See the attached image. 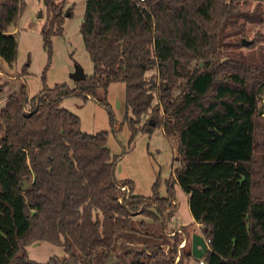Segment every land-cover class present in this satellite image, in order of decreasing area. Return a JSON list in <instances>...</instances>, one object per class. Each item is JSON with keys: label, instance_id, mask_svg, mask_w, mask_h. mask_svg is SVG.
I'll list each match as a JSON object with an SVG mask.
<instances>
[{"label": "trees", "instance_id": "1", "mask_svg": "<svg viewBox=\"0 0 264 264\" xmlns=\"http://www.w3.org/2000/svg\"><path fill=\"white\" fill-rule=\"evenodd\" d=\"M41 1L49 16L41 29L48 49L72 12L63 9L68 0ZM263 5L87 0L79 31L92 75L74 87L44 83L32 97L22 85L0 110V264H39L26 251L36 242L64 252L40 264H182L184 258L250 264L252 250L264 246V35L254 37L246 54L230 52L228 38L261 24ZM23 10V0H0V59L8 65L16 60L12 29ZM113 83L125 86L131 140L158 127L175 139L177 166L165 197L157 183L144 197L133 194L131 181L118 182L119 156L110 153L107 132H82L79 118L60 106L66 98L94 100L115 132L112 110L105 98L97 100ZM174 185L209 241L201 259L181 254L182 230L166 233L177 210ZM135 216L161 220V234ZM137 225L146 231L141 240ZM146 239L153 243L143 244Z\"/></svg>", "mask_w": 264, "mask_h": 264}, {"label": "rangeland", "instance_id": "2", "mask_svg": "<svg viewBox=\"0 0 264 264\" xmlns=\"http://www.w3.org/2000/svg\"><path fill=\"white\" fill-rule=\"evenodd\" d=\"M25 10L18 22V27L12 29V34L17 41V56L12 65L0 59V110L4 106L5 98L17 92L22 85L25 86L27 96H35L43 87L67 84L74 87L77 77L91 76L92 63L83 46L79 31L83 19L85 3L87 0H68L64 10L71 8V16L65 17L62 25V34L53 35L50 38V48L43 46L41 35L42 26L49 16L41 0H23ZM251 4L247 10H251ZM263 22L257 25H247L243 36L229 37V51L246 54L250 50L242 46L243 39L252 43L257 34L264 35V5ZM238 43V44H235ZM256 48V47H255ZM253 48V50H255ZM99 98H105V102L112 110L116 120L115 132L111 129L107 110L94 100H82L80 98H66L61 102V108L75 114L80 120L81 131L86 134H95L101 131L107 132V147L114 156H119L115 166V177L118 182L129 180L133 184V194L148 197L152 194V186L157 183L159 196H166V182L174 175L177 166L172 165L176 154V142L173 137L167 136L161 127L153 133L137 132L131 140V132L125 116V86L123 83H113L109 86L107 95L98 93ZM260 106L264 111V89L260 92ZM145 119L141 122L143 123ZM176 214L167 224L166 233L183 231L184 247L182 255L190 253L193 236L200 235L199 228L192 220L189 212L187 196L174 185ZM135 220L144 221L147 230L159 236L161 234V220L154 221L141 216H135ZM139 232L135 239L143 238L139 225ZM137 240V241H139ZM173 242L168 238V246ZM143 244H152V239L143 240ZM30 260L44 263L51 257L62 258L64 252L61 246L47 242H36L26 248ZM182 264H195L192 259L184 258ZM250 264H264V247L253 249L250 254Z\"/></svg>", "mask_w": 264, "mask_h": 264}, {"label": "water", "instance_id": "3", "mask_svg": "<svg viewBox=\"0 0 264 264\" xmlns=\"http://www.w3.org/2000/svg\"><path fill=\"white\" fill-rule=\"evenodd\" d=\"M241 44L242 46L247 47L251 44V42L243 39L241 41ZM83 79H84V76L77 77L76 82L81 81ZM27 187H28V184L24 181L22 189L26 190ZM207 250H208V247L204 239L202 238V236L201 235L193 236L191 240V249H190L191 256L195 259H201Z\"/></svg>", "mask_w": 264, "mask_h": 264}, {"label": "built area", "instance_id": "4", "mask_svg": "<svg viewBox=\"0 0 264 264\" xmlns=\"http://www.w3.org/2000/svg\"><path fill=\"white\" fill-rule=\"evenodd\" d=\"M208 242H209V241H205L206 245H208ZM183 247H184V241H182V242L179 244L178 249L180 250V249H182ZM178 259H179V257L176 258L175 263H177ZM199 264H203V262H200Z\"/></svg>", "mask_w": 264, "mask_h": 264}, {"label": "crops", "instance_id": "5", "mask_svg": "<svg viewBox=\"0 0 264 264\" xmlns=\"http://www.w3.org/2000/svg\"><path fill=\"white\" fill-rule=\"evenodd\" d=\"M196 226L199 228V225H198V224H196ZM263 247H264V246H263ZM259 248H262V247H257L256 250L259 249Z\"/></svg>", "mask_w": 264, "mask_h": 264}]
</instances>
